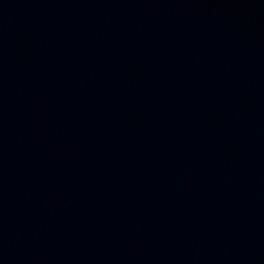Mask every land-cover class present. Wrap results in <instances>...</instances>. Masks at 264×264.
Masks as SVG:
<instances>
[{
  "label": "water",
  "instance_id": "water-1",
  "mask_svg": "<svg viewBox=\"0 0 264 264\" xmlns=\"http://www.w3.org/2000/svg\"><path fill=\"white\" fill-rule=\"evenodd\" d=\"M0 155L116 264H264V0H0Z\"/></svg>",
  "mask_w": 264,
  "mask_h": 264
}]
</instances>
